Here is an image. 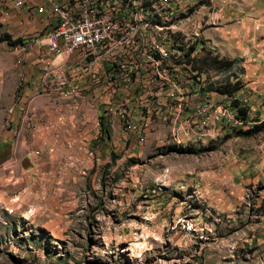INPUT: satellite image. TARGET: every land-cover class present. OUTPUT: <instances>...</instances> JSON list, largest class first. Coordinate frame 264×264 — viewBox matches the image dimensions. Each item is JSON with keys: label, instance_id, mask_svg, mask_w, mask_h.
<instances>
[{"label": "rangeland", "instance_id": "rangeland-1", "mask_svg": "<svg viewBox=\"0 0 264 264\" xmlns=\"http://www.w3.org/2000/svg\"><path fill=\"white\" fill-rule=\"evenodd\" d=\"M121 1L138 9L128 13L134 23H146L148 36L164 32L166 54L177 38L179 46L197 43V57L210 51L233 62L199 75L187 58V67L176 73L182 88L162 90L160 104L148 107L157 115L148 120L138 109L130 122L139 129L128 136L105 134L99 117L91 134H50L55 141L43 146L34 144L42 140L39 134L7 136L0 161L11 156L14 163L19 140L40 152L38 159L58 146L57 161L78 165L79 176L33 195L34 186L16 166L6 170L0 181V264H264V0H200L178 17L177 0ZM148 2L154 3L146 7ZM252 17L256 21L248 22ZM16 19L0 21V36L23 43H0L1 141L12 103L32 83L27 55L39 50L33 25ZM226 82H239L241 89L231 96L201 92ZM173 91L183 96L167 98ZM221 103L238 114V122L194 138L180 134L185 124L187 131L200 127L195 115ZM238 108H246L245 119ZM21 162L28 167L26 156Z\"/></svg>", "mask_w": 264, "mask_h": 264}, {"label": "built area", "instance_id": "built-area-1", "mask_svg": "<svg viewBox=\"0 0 264 264\" xmlns=\"http://www.w3.org/2000/svg\"><path fill=\"white\" fill-rule=\"evenodd\" d=\"M197 4L199 0H177L179 13L173 17L192 11ZM20 13L40 25L31 33L43 52L37 95L58 94L64 101L97 97L103 107L99 118L107 124L108 134L136 132L138 125L130 121L138 109L150 119L157 113L149 104H160L162 90L183 86L176 76L180 64L155 66L142 60L145 23L134 25L120 0H0V17ZM157 43L160 47V40ZM160 50L168 53L165 47ZM184 51L192 59L196 55L195 47H184ZM58 58L62 61L55 62ZM151 68L160 69V82H152ZM167 98L178 97L173 91ZM237 115L228 113V105L213 104L195 115L201 116L200 127L187 131L185 124L180 134L188 139L195 133L216 131L228 122H238Z\"/></svg>", "mask_w": 264, "mask_h": 264}, {"label": "crops", "instance_id": "crops-1", "mask_svg": "<svg viewBox=\"0 0 264 264\" xmlns=\"http://www.w3.org/2000/svg\"><path fill=\"white\" fill-rule=\"evenodd\" d=\"M252 8H254L253 5ZM252 11L253 9L251 10L250 8L249 13L252 14ZM12 18H17L16 22H26L32 24L33 29L35 27L40 28V25L34 24L35 20H28L27 17L21 13L17 15L13 14L2 16L0 17V21L7 20L9 22ZM253 18L254 17H252V19L250 20L247 19V21L255 22L256 20ZM230 39L234 41V38ZM222 43L223 42H221V45H223ZM226 49L227 48H223V46H221V52L229 54ZM231 53L234 54V52L232 51ZM163 54H165L164 57H167L169 59L172 58V56H175V53L173 51L169 52V54L163 52ZM41 55L43 56V52L40 49L36 51L32 50L27 55L30 63H32V67L30 70L32 83L24 87L22 89L23 91H20L21 98L19 97L15 99V101L12 103V109L9 110V129L6 130L7 133L4 137L6 139L2 141L0 140V146H2L1 142L5 141L4 143H7V136H10V134H12L13 136H20L25 133L33 134L35 139L37 137L36 135L39 134L43 137L39 136L37 138H41L42 140L36 139L34 141V144L37 146H43L47 145V143L55 141L50 137V134H62L61 132H69L74 134L77 133L79 135H85L88 133L91 134L93 131H96V117H99V115H101L100 100L97 97L96 99L88 98L87 100L79 99L64 101L61 98H58L56 95H46L47 97H45V95H34L30 99L32 93L34 94L35 92H39L41 90L40 84L42 64L39 63V58L41 57ZM60 61H62V58L56 59L55 62ZM154 73L156 72L154 71ZM48 97H55L58 100H51ZM202 97L204 98L205 96ZM117 134L119 136V132ZM0 137H2L1 131ZM111 137L114 138L116 137V135L112 133ZM17 145V150L13 149L14 153L11 152L13 155H15L16 158L14 159V163H10L13 160V157L11 158V156H8L5 160L0 161V181L2 180L1 176L7 175L6 170H9L10 168L15 169L16 166L17 172L21 176V179H27L28 184H32V186H34L33 195H39L41 193L49 194V185H54L55 183L61 185L65 179H68L69 181H76V177L79 176V168L77 167L78 165L73 163L71 165L69 164L70 166L66 168L64 164L60 163L61 161H57L61 153H59L60 148L58 146V150H49L51 152V155H49V157L38 159L37 157L40 152L36 150L32 151V148L30 146H25L23 140H19ZM36 152H38L39 154L37 155ZM25 156L29 159L27 168H24L21 162V159ZM67 169H69L68 172H66ZM55 190V195H60L62 193V190L60 188H57ZM263 245L264 243L261 246Z\"/></svg>", "mask_w": 264, "mask_h": 264}, {"label": "trees", "instance_id": "trees-1", "mask_svg": "<svg viewBox=\"0 0 264 264\" xmlns=\"http://www.w3.org/2000/svg\"><path fill=\"white\" fill-rule=\"evenodd\" d=\"M153 3L154 2H148L146 4V7H150ZM126 7H128V8H125L127 12L129 11L128 9H134L130 5H126ZM150 9L151 8H146V11L149 12V11H151ZM134 11H135V13H137L138 9H134ZM159 23H161V22L158 21V24ZM133 24L138 25L134 22H133ZM153 38H152V36H148L147 33L145 34V37H144L145 53H143V54L148 56V57L151 56L154 59V60H151L148 57H143L145 63L155 64L156 66H163V64H165V67H178V64H180V67H182V66L187 67V62H189V61H187V58H191V56L187 52L184 51L183 46H179L177 38L174 37L175 43L172 45L174 47L172 51L175 53V56H174L175 59H172V58L169 59L167 57H164L165 54H163V52L160 51V47H162L161 44L162 43L165 44L164 42H162V40H163L162 35L157 34V36L156 37L153 36ZM157 40H160V47L158 46ZM5 41H7L11 46H17L19 44H23L21 39H17L15 41H12L10 39V36H8V35L0 36V43L5 42ZM150 41H151V43H149ZM195 46L198 49L197 43L194 45L188 46V47H195ZM180 53H181V55H180ZM184 61L186 62L185 64H183ZM232 62L233 61L227 60V59H225V60L219 59L218 55L213 56L212 52L205 51V52H203V55L201 57L195 56L193 58L192 69H190V70L192 72L195 71L196 73L201 75L204 73L206 68L208 69L209 66L213 69H224V68L228 67L229 65H231ZM154 71L156 72L155 75L160 78V69L159 68H151V72L153 73ZM157 82H160V79L157 80ZM240 89H241V85L239 82H235V83L226 82L224 84L216 85V86H213L210 84V87H208V88L206 87V89L202 88L201 92L205 93V92L214 91V92H217L221 95L231 96ZM238 113L242 119L246 118V115H247L246 108H238ZM101 131H103L105 134H108L107 129L104 128L103 126L101 128Z\"/></svg>", "mask_w": 264, "mask_h": 264}, {"label": "bare ground", "instance_id": "bare-ground-1", "mask_svg": "<svg viewBox=\"0 0 264 264\" xmlns=\"http://www.w3.org/2000/svg\"><path fill=\"white\" fill-rule=\"evenodd\" d=\"M199 1H200V0H199ZM120 2H121V4H123L121 0H120ZM123 6H124V8H125V5H124V4H123ZM194 8H195V7H194ZM194 8H193V10H194ZM125 10H126V9H125ZM193 10H192V11H193ZM126 12H127V11H126ZM187 13H188V11H187ZM187 13H186V14H187ZM179 15H180V14H179ZM179 15H178V16H179ZM130 16H131V15H130ZM178 16H177V17H178ZM131 21H132V17H131ZM132 23H133V21H132ZM145 24H146V23H145ZM163 33H164V32H163ZM145 34H146V31H145V33H144V37H145ZM144 37L142 38V45H143V49H144V51H145V48H144ZM149 43H150V42H149ZM147 46H148V45H147ZM148 50H149V49H148ZM196 51H197V47H195V53H196ZM142 60H143V53H142ZM146 64H147V63H146ZM154 65H155V64H154ZM155 66H156V65H155ZM151 78H152V76H151ZM152 82H153V81H152ZM46 95H47V94H46ZM179 97H180V96H179ZM179 97L177 98V100L179 99ZM166 107H167V99H166ZM167 108H168V107H167ZM168 109H169V108H168ZM193 119H194V118H193ZM187 125H188V122H187ZM205 132H206V131H205ZM201 133H204V132H201ZM201 133H200V134H201Z\"/></svg>", "mask_w": 264, "mask_h": 264}]
</instances>
